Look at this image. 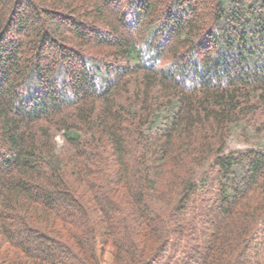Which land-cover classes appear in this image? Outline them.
I'll return each mask as SVG.
<instances>
[{
    "label": "trees",
    "instance_id": "obj_1",
    "mask_svg": "<svg viewBox=\"0 0 264 264\" xmlns=\"http://www.w3.org/2000/svg\"><path fill=\"white\" fill-rule=\"evenodd\" d=\"M262 141L264 0H0V264H264Z\"/></svg>",
    "mask_w": 264,
    "mask_h": 264
},
{
    "label": "rangeland",
    "instance_id": "obj_2",
    "mask_svg": "<svg viewBox=\"0 0 264 264\" xmlns=\"http://www.w3.org/2000/svg\"><path fill=\"white\" fill-rule=\"evenodd\" d=\"M145 48L146 47L143 48L144 53H146ZM168 63H170V61H168ZM168 63L165 64L164 61H163V63L158 62V64L161 66H167ZM240 137L241 136H239L237 134H233L229 138L228 143H229L230 149H243V148H247L250 146L251 143H247V141L244 138H240ZM55 140L57 142L58 147H61L63 144V141H64L63 137L61 136V133H57ZM254 146H256L258 148H264V141H262L261 143H257ZM99 254H100V251H99ZM119 262H120V259L117 258V255L114 252V248L112 246L106 247L105 253H104L103 258H102V264H121Z\"/></svg>",
    "mask_w": 264,
    "mask_h": 264
}]
</instances>
